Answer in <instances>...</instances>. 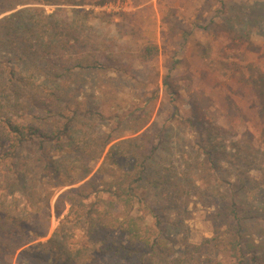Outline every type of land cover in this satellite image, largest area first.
<instances>
[{"label":"rangeland","instance_id":"1","mask_svg":"<svg viewBox=\"0 0 264 264\" xmlns=\"http://www.w3.org/2000/svg\"><path fill=\"white\" fill-rule=\"evenodd\" d=\"M18 1L33 4L15 10L32 7L46 14L60 10L66 17L74 11L87 13L88 33L113 39L119 46L139 51L148 44L158 47L148 65L134 67L140 75L138 83L112 82L113 75L101 73L96 83L86 78L85 95L88 99L94 93L106 116L140 109L134 114L136 120L129 123L101 121L93 114L89 124L98 132L126 138L131 137L129 130L141 125L162 127L160 145L163 143L154 161L166 173L177 169L183 175L188 169L181 182L174 176L167 179L176 187L172 195L163 186H149L151 176L137 190L154 212L139 203L134 215L144 219L149 236L167 242L171 260L205 264L211 258L220 264L233 263L225 248L233 235L225 227L215 233L213 222L217 209L223 206L231 210L247 202L258 208V218L263 220L257 225L264 240V0H6L0 2V8ZM167 76L170 87L163 84ZM117 103L122 107L115 109ZM179 150L185 154L179 156ZM103 156L93 164L92 173ZM10 168L0 167V215L8 217L0 226H9L14 235L7 238L0 232V264H30L22 250L51 238L67 211L56 215L58 197L79 184L46 186L30 203L16 187L13 193L6 188ZM19 220L24 222L22 228L17 226ZM251 229L257 226L248 232ZM33 231L39 237H34ZM241 231L245 232V227ZM81 234L75 232L76 238L52 244L55 251L61 247L57 258L61 264H119L117 256L95 252ZM254 236L260 240L257 230ZM211 238L216 239L204 244ZM80 239L84 242L75 255L74 245L76 241L80 244ZM24 242L28 243L22 245ZM50 248L41 246L32 256ZM68 255L70 260H66Z\"/></svg>","mask_w":264,"mask_h":264},{"label":"trees","instance_id":"2","mask_svg":"<svg viewBox=\"0 0 264 264\" xmlns=\"http://www.w3.org/2000/svg\"><path fill=\"white\" fill-rule=\"evenodd\" d=\"M28 4L33 2L18 1L0 8V15L11 12L0 17V167H11L9 187H6L10 193L16 187L29 202L31 197L41 196L46 186L79 185L66 189L58 197L56 215L67 209L66 214L45 243L22 250L24 259L30 264H61L57 260L61 247L57 246L56 252L52 244L76 238L74 233L80 231L95 252L117 256L119 264H183L182 260L170 259L167 242L159 236H149L144 219L135 216L134 211L140 203L149 213L154 212L146 198L137 194L140 183L146 182L148 176L153 177L147 183L149 186L153 189L163 186L172 195L171 190L176 187L167 179L173 176L178 181L181 176L186 179L188 169L183 175L177 169L166 173L154 161L163 143L160 145L162 127L157 130L155 125L147 128L141 125L129 130L131 137L126 138L98 132L89 124L93 114L101 121L113 119L129 123L136 120L134 114L140 109L129 108L123 115L116 112L106 116L94 93L88 99L85 95L86 78L96 83L101 73L113 75L115 78L109 80L112 82L125 80L124 84L129 86V82L138 83L140 75L134 67L148 65L158 47L148 44L139 51L88 33L87 13L74 11L71 17H66L60 10L50 14L32 7L15 10L19 5ZM167 79L168 76L163 84L170 87ZM118 104L115 109L120 108ZM94 107L99 109L95 111ZM196 110L201 112L200 108ZM190 124L193 125L192 121ZM181 154H185L183 150H179ZM102 156L101 165L92 173L93 164ZM186 184L190 185H180ZM227 209L226 206L218 208L213 222L217 227L215 233L225 227L233 235L225 243L226 252L233 258L232 264H264V240L257 225L263 219L258 218V208L253 209L245 202L241 208ZM3 219L8 217L1 214L0 221ZM255 225L260 240L255 239L256 230L248 232ZM17 226L22 228L24 222L19 220ZM0 232L7 238L14 235L9 226L1 225ZM82 239L80 244L75 242V255L84 242ZM41 246L51 248L40 249L32 256ZM66 260H70V255ZM205 264L220 262L208 258Z\"/></svg>","mask_w":264,"mask_h":264}]
</instances>
